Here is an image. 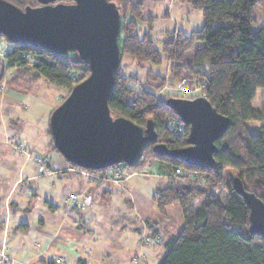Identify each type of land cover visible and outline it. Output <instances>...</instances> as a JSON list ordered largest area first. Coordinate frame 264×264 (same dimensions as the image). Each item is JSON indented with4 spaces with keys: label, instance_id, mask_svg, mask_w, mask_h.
<instances>
[{
    "label": "trees",
    "instance_id": "trees-1",
    "mask_svg": "<svg viewBox=\"0 0 264 264\" xmlns=\"http://www.w3.org/2000/svg\"><path fill=\"white\" fill-rule=\"evenodd\" d=\"M7 1L20 8L37 4L36 0ZM115 1L125 14L123 55L141 64L166 62L171 80L148 68L144 84L134 88L118 69L108 100L111 113L140 126L152 119L157 143L184 147L188 126L165 104L168 95L159 96L156 91L167 82H183L192 76L203 83L202 95L230 119L226 132L215 141L214 168L159 156L152 150L154 143H149L139 162L130 166L137 168L150 159L160 163L169 182L158 188L156 207L163 212L177 201L182 210V227L163 241L166 251L157 264H264V238L249 233L248 207L233 190L232 177H225L226 169L233 170L244 188L264 201V123L255 133L247 127L248 121L264 119V26L256 31L250 27L255 22L254 7H264V0H186L190 9L201 11L202 26L189 33L163 31L160 50L152 34L156 17L145 10L141 1ZM224 20L231 24L214 29ZM1 39L10 47L0 57V82L5 70L13 69L8 86L14 91L29 93L43 76L69 93L89 73L87 63L78 58L59 57L30 44L11 45L0 35ZM189 51L192 54L188 57ZM258 88L263 92L262 108L252 104ZM170 120H177L179 133L172 132ZM45 132L50 148L57 152L48 128Z\"/></svg>",
    "mask_w": 264,
    "mask_h": 264
},
{
    "label": "water",
    "instance_id": "water-1",
    "mask_svg": "<svg viewBox=\"0 0 264 264\" xmlns=\"http://www.w3.org/2000/svg\"><path fill=\"white\" fill-rule=\"evenodd\" d=\"M23 8L0 0V35L11 44H30L53 55L78 58L88 75L72 86L49 114L48 131L56 151L83 170H105L124 162L135 166L145 147L159 156L199 168H214L215 141L229 127L205 96H170L165 104L188 126L187 145L169 148L157 143L152 119L140 126L114 116L108 106L124 52L125 14L115 0H36ZM232 188L248 207V231L264 238V201L244 188L238 176Z\"/></svg>",
    "mask_w": 264,
    "mask_h": 264
},
{
    "label": "rangeland",
    "instance_id": "rangeland-1",
    "mask_svg": "<svg viewBox=\"0 0 264 264\" xmlns=\"http://www.w3.org/2000/svg\"><path fill=\"white\" fill-rule=\"evenodd\" d=\"M141 1L146 11L153 14L156 18L154 21L153 36L155 39V47L160 50L161 40L163 37V31L166 30H182L185 33H189L193 30L199 29L203 23V17L200 10H193L189 8L186 0H133ZM168 16H165L166 13ZM252 15L255 17V22L251 24V30L256 31L258 28L264 26V7L256 6L252 11ZM231 22L229 20L219 21L214 25V29L218 26H228ZM145 29L144 25H141ZM10 47L4 40H0V57L3 56L4 52ZM192 51L187 52L189 57ZM151 68V71L158 73L161 76L171 80L169 76V68L166 62L160 65H150L148 63H136L135 60L125 54L122 57L119 73L124 75L131 82L130 85L136 88L140 84H144L145 70ZM0 67V75H1ZM13 72V69H6L4 71V78L0 82V139L5 140L8 137L9 143L15 150L29 151L32 147V142L35 138L38 141H46L49 138L45 132L48 125V118L50 112L58 106L64 98L68 95V91L54 85L48 79L41 76L38 81L35 82L31 91L23 95L16 103H7L5 99L9 100V91L14 89L8 86V80ZM194 78V80H192ZM187 91H182L181 88L184 86ZM202 85L203 83L195 77L189 76L185 78V81L179 82L174 81L173 83L167 82V84L156 91L159 96H176L184 98H193L196 96H202ZM9 90V91H8ZM15 92H17L15 90ZM263 103V92L261 88H258L255 92L252 104L257 108H262ZM264 123V119H255L247 122L249 132L255 133L261 124ZM8 136V137H7ZM33 140V141H32ZM20 146L18 149L16 146ZM36 147V146H35ZM15 152L16 155V151ZM47 158L39 159L41 166L44 164L43 160ZM152 160V169L147 176L133 175L126 180L125 183L121 184V188H116L112 193L110 199L115 201L114 214L116 217H122L123 215L131 214L126 206V199L135 200L138 202V212L152 221L155 224L157 221L158 231L160 232L157 236L149 239L151 246L150 252L145 253L144 264H157L158 261L165 254V248L163 241L167 235H176L183 224L182 210L177 201L165 207L164 211L161 212L156 207L155 196L159 187L167 185L168 177L164 172L161 164ZM48 161V160H47ZM83 170V169H82ZM88 171V170H87ZM85 175L89 176L91 183L99 185L100 182H107L103 178V172H93L94 176H90L85 171ZM236 172L231 169L225 170V177L235 176ZM97 177V178H96ZM124 181V180H123ZM120 182H113L119 184ZM40 184L44 185L43 191L41 190L38 204H43V200H55L61 205L69 206L71 194H76L80 197H84L85 200H91V196L86 193L74 192L73 185L67 183L66 177L60 178L58 175L51 176L45 179H40ZM48 195V196H47ZM99 196V195H98ZM198 202L194 203L196 206ZM118 207V208H117ZM94 211L99 206H94ZM99 210V209H98ZM97 210V211H98ZM102 220V219H101ZM122 225L124 223L125 228H118L108 224L106 219L101 222V226L96 228L94 225L87 229L89 234L87 237L88 244H91V248L94 247L100 251L103 255L105 252H109L111 255L119 253V257L115 258L113 264H131L129 261V253L124 250V245L131 247L134 241V234L136 233L131 229L129 223L125 220L120 219ZM136 225L138 223H135ZM133 225V224H132ZM166 229V230H165ZM132 232L133 234H130ZM120 234L122 239V248L117 249L115 241L116 234ZM85 240V239H84ZM111 241L113 243H111Z\"/></svg>",
    "mask_w": 264,
    "mask_h": 264
},
{
    "label": "crops",
    "instance_id": "crops-1",
    "mask_svg": "<svg viewBox=\"0 0 264 264\" xmlns=\"http://www.w3.org/2000/svg\"><path fill=\"white\" fill-rule=\"evenodd\" d=\"M168 15L167 12L165 16ZM9 92V100L5 99L7 103H16L25 95ZM38 138L32 140V147L27 152L15 150L7 139H0V249L16 263L50 264L56 256H64L65 264H113L119 253L105 252L103 255L91 248L87 240L90 229L87 228L92 225L99 228L105 219L112 226L125 228L124 223L119 224L122 219L137 234V237L134 234L133 247L124 245L129 261L144 264L145 253L150 252L152 245L149 239L160 233L157 229L159 223L155 221L153 224L149 218L145 219L138 212V202L130 199L125 202L131 214L115 216V201L108 199L127 179L119 184L107 180L95 185L89 176L83 174L84 171L72 167L50 148L49 138L42 142ZM13 151L17 152L16 155ZM44 157L46 163L41 166L39 159ZM56 175L66 177L67 183L75 189L73 193L91 196L86 210L81 211L71 204L63 205L61 210V205L50 197L38 204L40 200L37 199L44 189L40 179ZM94 206H99L96 208L99 210L94 211ZM114 241L117 249L122 248L120 234H116Z\"/></svg>",
    "mask_w": 264,
    "mask_h": 264
},
{
    "label": "built area",
    "instance_id": "built-area-1",
    "mask_svg": "<svg viewBox=\"0 0 264 264\" xmlns=\"http://www.w3.org/2000/svg\"><path fill=\"white\" fill-rule=\"evenodd\" d=\"M7 51V50H6ZM194 80V78H192ZM186 87L184 86L181 88L182 91H187ZM179 119V118H178ZM170 126L173 133H179L181 131V127L177 126V120H170ZM18 149H21L20 146H16ZM44 164L46 163V160H43ZM152 169V160H146L144 161L139 167L137 168H131L124 162H120L117 164L112 165L111 167L107 168L103 172V178L109 181L113 182H120L123 180H126L130 178L133 175H142L147 176L149 172ZM82 170V169H81ZM85 171L87 174H90V176H94L93 172ZM97 178V177H96ZM158 197V194H156ZM70 204L74 206L75 208L84 211L87 208V200H85L84 197H80L76 194H71L70 196ZM66 259L64 256H56L50 264H65ZM0 264H30L28 262H18L11 260L7 255L5 254L4 250L0 249Z\"/></svg>",
    "mask_w": 264,
    "mask_h": 264
}]
</instances>
